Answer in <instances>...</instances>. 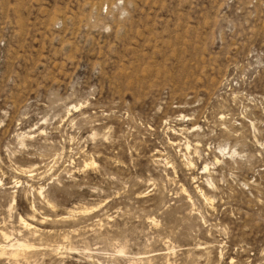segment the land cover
I'll use <instances>...</instances> for the list:
<instances>
[{
    "label": "rangeland",
    "instance_id": "374dc122",
    "mask_svg": "<svg viewBox=\"0 0 264 264\" xmlns=\"http://www.w3.org/2000/svg\"><path fill=\"white\" fill-rule=\"evenodd\" d=\"M0 264H264V0H0Z\"/></svg>",
    "mask_w": 264,
    "mask_h": 264
},
{
    "label": "bare ground",
    "instance_id": "6f19581e",
    "mask_svg": "<svg viewBox=\"0 0 264 264\" xmlns=\"http://www.w3.org/2000/svg\"><path fill=\"white\" fill-rule=\"evenodd\" d=\"M209 203H210V202H209ZM20 221H21V222L23 223V225H25L26 227L30 225L29 223H27L25 220H23V219H21V218H20ZM22 223H21V224H22ZM2 235H4V234L2 233ZM4 236H5V235H4ZM14 243H15V242H14ZM21 244H22V243H21ZM11 245H12V244H11ZM17 245H18V247H20V244H19V243H17ZM12 246H13V245H12ZM21 246H22V245H21ZM4 247H5V246H2L1 249H3ZM5 250H6V249H5ZM7 250H8V249H7ZM3 251H4V250H3Z\"/></svg>",
    "mask_w": 264,
    "mask_h": 264
}]
</instances>
